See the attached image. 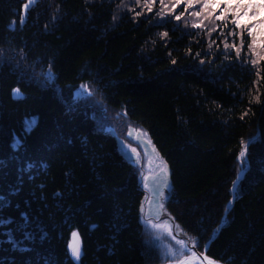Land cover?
<instances>
[{"label": "trees", "instance_id": "16d2710c", "mask_svg": "<svg viewBox=\"0 0 264 264\" xmlns=\"http://www.w3.org/2000/svg\"><path fill=\"white\" fill-rule=\"evenodd\" d=\"M25 3L0 0V264H161L143 238L139 170L112 130L124 146L143 133L169 164L167 208L202 252L264 264V37L250 48L247 34L264 8Z\"/></svg>", "mask_w": 264, "mask_h": 264}, {"label": "water", "instance_id": "95a60500", "mask_svg": "<svg viewBox=\"0 0 264 264\" xmlns=\"http://www.w3.org/2000/svg\"><path fill=\"white\" fill-rule=\"evenodd\" d=\"M109 135L116 139L117 149L121 156L128 163H136L140 168H142V162L138 164L137 158L135 156L133 157L124 151L121 141L119 140V138L116 137V133L111 131ZM131 138H133L132 135ZM136 142L144 149V152L147 158L149 159V171H152V174L146 178L144 183L139 182L140 185L143 184V189L148 194V198L147 196L143 198L140 207V223L142 224L143 220L147 219H151L155 223L165 221V224L170 227L174 238L183 239L186 243H188L189 248H192V244L189 240V237L184 233L180 226L179 229L181 231L176 230L177 225L175 218L170 212L167 211L166 206H164L165 200L169 198L170 191L173 186L172 173L169 164L144 139L139 138ZM243 175L244 174L241 175V179ZM161 191L165 193V196L162 197L161 195H159ZM193 251L197 253V258H193L191 256V252H189L187 253V256L185 258L181 259L191 260V264H207V261L204 260V256L208 257L206 250L201 253L199 252V248L196 245ZM208 258L212 260L214 264H223L221 262L211 259L210 257ZM166 264H178V262L176 261Z\"/></svg>", "mask_w": 264, "mask_h": 264}, {"label": "snow or ice", "instance_id": "6c2138e0", "mask_svg": "<svg viewBox=\"0 0 264 264\" xmlns=\"http://www.w3.org/2000/svg\"><path fill=\"white\" fill-rule=\"evenodd\" d=\"M36 2H37V0H27V3H25L23 5L24 9L25 10H30L36 4ZM161 2H163V0H161ZM191 2H192V0H189V3H191ZM232 2H233V0H228V3H232ZM210 3H212V0H205V7H207ZM235 3H236L237 8L245 7V9H247V8H252L253 6H255L257 9L264 8V0H235ZM243 15L245 17L248 16L247 10L244 11ZM254 15H259V12L258 11L255 12ZM177 19H179V17H177ZM217 19H221V17H217ZM241 19H243V17H241L239 15H235L233 20H232V23H234L236 25V27H240ZM25 20H26V17L22 15L20 17L21 26H23V23L25 22ZM197 26L198 25H193V27H197ZM9 27L14 29L15 22H13ZM257 29H259L258 33H257ZM247 34H248L249 37L252 38V44L249 45V47L251 48L253 44H257L258 43L257 36L264 37V20H261L258 24H253L251 28H248ZM165 35H166V33H165ZM261 43H264V41H262ZM173 63H175V61H173ZM44 75H45V78H46L47 81H51L53 74L51 73L50 70H49L48 73H45ZM82 88H83V86H82ZM90 94L91 93H89V95ZM81 95H83V93H81ZM13 96L15 98H22V93H20L19 89H14L13 90ZM35 125H36V120L35 119L26 121L25 122V131L26 132H30L32 130V128L35 127ZM14 147H19V141L18 140L15 142ZM246 150H247V145L243 144L242 145V150L239 153V158L241 160H243L245 158ZM132 152L133 153L135 152L134 148L132 149ZM165 167H166V165H165ZM240 179H241V176L238 173L237 180L233 182V191H235L236 185H237V183H238V181ZM159 195H161L163 197V196H165V193L163 191H161L159 193ZM229 203H231V201H229ZM161 207H162V205H161ZM227 212H228V208L226 207L225 208V213H227ZM154 227H158V226L154 225ZM176 230L177 231H181L179 229V226H177ZM216 231H219V228H217ZM76 235H77L76 233H73L74 237H76ZM167 235L168 236H172V232L168 231ZM189 240H190V242L192 244V248H189L188 243H186L183 239H176V244L179 245V249H173V248L169 247L167 252L165 253L166 258L168 256L176 257L177 255L179 257H184L189 252H191V256L193 258H197V253L195 251H193V249L196 246V241H195L194 238H189ZM71 254H72V257L76 261H79L81 253H80V249H79L78 246L72 248ZM204 260L207 261V264H214V262L212 260H210L206 256H204ZM178 264H191V260L180 259L178 261Z\"/></svg>", "mask_w": 264, "mask_h": 264}, {"label": "rangeland", "instance_id": "374dc122", "mask_svg": "<svg viewBox=\"0 0 264 264\" xmlns=\"http://www.w3.org/2000/svg\"><path fill=\"white\" fill-rule=\"evenodd\" d=\"M113 132H115L116 133V131L115 130H112ZM131 135L133 136V138H131ZM116 137L117 138H119L118 137V135L116 134ZM139 138H142V139H144L149 145H150V143H149V141L144 137V135H143V133H139V132H134V131H131V132H129V134H128V139L130 140L129 141V143H126L125 144V146H124V142L119 138V140L121 141V143H122V147H123V149H124V151L127 153V154H129V155H131V156H135L136 158H137V162H138V164L139 163H141L142 162V168H140L136 163H134V165L138 168V170H139V182H142V183H144L145 182V180H146V178L148 177V176H150L151 174H152V171H149V168H148V161H149V159L147 158V156H146V154H145V152H144V149L140 146V145H138L137 144V140L139 139ZM152 147V146H151ZM135 149V152L133 153L132 152V149ZM153 148V147H152ZM243 174V173H242ZM241 176V175H240ZM243 178V177H242ZM240 181V180H239ZM142 187H143V184H142ZM172 190V189H171ZM143 191H144V189H143ZM145 196H147V198H148V194L144 191V197ZM170 196H171V191H170ZM170 196H169V198H167L166 200H165V203L170 199ZM143 197V198H144ZM166 209H167V211L168 212H170L169 210H168V208H167V205H166ZM176 221V220H175ZM152 223H153V221L151 220V219H147V220H143V223H142V225H143V229H145V233L143 234V237H144V239H145V242L148 244H150V246H151V249L152 250H154L155 252H157L160 256H161V262L162 263H166V261H167V259H166V256H165V253L167 252V250H168V248L169 247H171V248H173V249H177V247H175V246H178L177 244H176V239L173 237V235L172 236H168V235H166V236H164L165 238H167V239H165V238H163V240L162 241H160L159 242V244L158 245H153L154 244V242L152 241V239L153 238H158V237H160L159 236V234L157 235H150V233H149V231H148V229L150 230V229H152V230H154V228L156 229L157 227H154V225H152ZM156 226H158V227H163L164 229H166V231L168 230V231H171V229H170V227L169 226H166V228H165V221H160V222H157L156 224H155ZM176 225L177 226H179L177 223H176ZM181 228V227H180ZM182 229V228H181ZM184 231V230H183ZM184 233L189 237V238H192L190 235H188L185 231H184ZM155 240V239H154ZM196 245H197V243H196ZM71 247H70V250H71V252H72V248L73 247H79V249H80V242H79V238H78V236L76 235V237H72V241H71V245H70ZM198 246V245H197ZM199 248V247H198ZM199 252H201V253H203L200 249H199ZM80 253H81V251H80ZM72 255V254H71ZM80 257H81V255H80ZM169 257V259L172 261H175V260H177V259H181V257H179L178 255L176 256V257H172V256H168ZM75 260V259H74ZM76 261V260H75ZM76 262H78V261H76Z\"/></svg>", "mask_w": 264, "mask_h": 264}, {"label": "flooded vegetation", "instance_id": "af4514ba", "mask_svg": "<svg viewBox=\"0 0 264 264\" xmlns=\"http://www.w3.org/2000/svg\"><path fill=\"white\" fill-rule=\"evenodd\" d=\"M148 231H149L150 235H156V234L158 235L159 234L160 237H158L156 239L157 245L159 244L160 241L163 240V238H165L164 236H166L167 235V232H168V230L166 231V229H164L161 226L160 227H157L156 229L154 228V230H152V229L149 230L148 229ZM165 239H167V238H165Z\"/></svg>", "mask_w": 264, "mask_h": 264}, {"label": "bare ground", "instance_id": "6f19581e", "mask_svg": "<svg viewBox=\"0 0 264 264\" xmlns=\"http://www.w3.org/2000/svg\"><path fill=\"white\" fill-rule=\"evenodd\" d=\"M166 205H167V202L164 203V206H166ZM155 224H156L155 222L152 223V225H155ZM166 226H167V225L165 224V227H166ZM144 233H145V229H144ZM172 235H173V234H172ZM173 237H174V236H173ZM143 238H144V237H143ZM154 239H155V240H154ZM144 241H145V239H144ZM152 241L154 242L153 245H157L156 238H153ZM145 243H146V242H145ZM146 244H147V243H146ZM147 245L151 248V246H150L149 243H148ZM175 247H177V249H179V245H178V246H175ZM159 256H160V255H159ZM186 256H187V255H186ZM186 256L181 257V258H185ZM160 258H161V256H160ZM166 259H167L166 263H171V262H176V261L178 262V261L180 260V259H177V260H175V261H173V260L171 261V260L169 259V257H167ZM166 263H162V262H161V264H166Z\"/></svg>", "mask_w": 264, "mask_h": 264}]
</instances>
